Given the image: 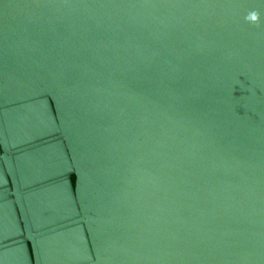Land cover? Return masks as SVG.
<instances>
[{
	"label": "water",
	"instance_id": "obj_1",
	"mask_svg": "<svg viewBox=\"0 0 264 264\" xmlns=\"http://www.w3.org/2000/svg\"><path fill=\"white\" fill-rule=\"evenodd\" d=\"M0 264H264V0H0Z\"/></svg>",
	"mask_w": 264,
	"mask_h": 264
},
{
	"label": "clouds",
	"instance_id": "obj_2",
	"mask_svg": "<svg viewBox=\"0 0 264 264\" xmlns=\"http://www.w3.org/2000/svg\"><path fill=\"white\" fill-rule=\"evenodd\" d=\"M245 20L258 25L260 23V15L257 11L252 10L245 16Z\"/></svg>",
	"mask_w": 264,
	"mask_h": 264
}]
</instances>
